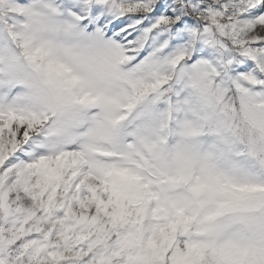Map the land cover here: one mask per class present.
I'll return each instance as SVG.
<instances>
[{"label": "snow or ice", "instance_id": "snow-or-ice-1", "mask_svg": "<svg viewBox=\"0 0 264 264\" xmlns=\"http://www.w3.org/2000/svg\"><path fill=\"white\" fill-rule=\"evenodd\" d=\"M0 22V264H264V0H0Z\"/></svg>", "mask_w": 264, "mask_h": 264}, {"label": "rangeland", "instance_id": "rangeland-1", "mask_svg": "<svg viewBox=\"0 0 264 264\" xmlns=\"http://www.w3.org/2000/svg\"><path fill=\"white\" fill-rule=\"evenodd\" d=\"M11 23V21H9ZM14 33L5 23L0 22V55L15 56L19 58L21 55L19 45L13 38ZM19 89L13 90V94L18 92Z\"/></svg>", "mask_w": 264, "mask_h": 264}, {"label": "clouds", "instance_id": "clouds-1", "mask_svg": "<svg viewBox=\"0 0 264 264\" xmlns=\"http://www.w3.org/2000/svg\"><path fill=\"white\" fill-rule=\"evenodd\" d=\"M81 57L86 66L92 68L96 72L102 71V61L104 53L95 48H86L81 52Z\"/></svg>", "mask_w": 264, "mask_h": 264}]
</instances>
